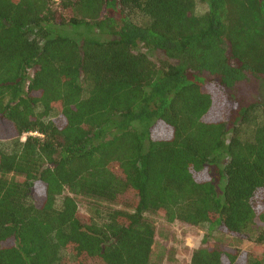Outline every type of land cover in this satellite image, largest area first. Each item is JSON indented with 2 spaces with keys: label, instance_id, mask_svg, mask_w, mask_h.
Returning <instances> with one entry per match:
<instances>
[{
  "label": "trees",
  "instance_id": "obj_1",
  "mask_svg": "<svg viewBox=\"0 0 264 264\" xmlns=\"http://www.w3.org/2000/svg\"><path fill=\"white\" fill-rule=\"evenodd\" d=\"M252 82L264 0H0V264H162L157 218L205 231L189 264H264Z\"/></svg>",
  "mask_w": 264,
  "mask_h": 264
},
{
  "label": "rangeland",
  "instance_id": "obj_2",
  "mask_svg": "<svg viewBox=\"0 0 264 264\" xmlns=\"http://www.w3.org/2000/svg\"><path fill=\"white\" fill-rule=\"evenodd\" d=\"M201 8L203 9V7ZM202 9H199V11L201 12ZM151 59L156 60L154 56L151 57ZM31 74L32 73L30 71L28 73V78L31 77ZM261 87L263 89L262 93L264 95V83L260 82H252L244 86L243 94L248 98V100H252L255 97L256 92H261ZM222 98L223 94H219L216 97V102L220 103ZM22 139H24V137ZM77 206L80 214L86 217L89 212L86 201L78 198ZM156 222L157 235L156 245L154 248L155 257H157V255L161 252L162 247H167L169 250H166V253L171 252L172 254L168 256V259L164 260L162 264H189L191 252L194 249L202 247V240L205 235V231L203 229L188 226L178 222L167 224L161 218H157ZM228 241L230 242V244H232V246L244 251H250L256 248L255 244L251 240L245 239L240 241L229 239Z\"/></svg>",
  "mask_w": 264,
  "mask_h": 264
},
{
  "label": "built area",
  "instance_id": "obj_3",
  "mask_svg": "<svg viewBox=\"0 0 264 264\" xmlns=\"http://www.w3.org/2000/svg\"><path fill=\"white\" fill-rule=\"evenodd\" d=\"M55 1H57V0H55Z\"/></svg>",
  "mask_w": 264,
  "mask_h": 264
}]
</instances>
